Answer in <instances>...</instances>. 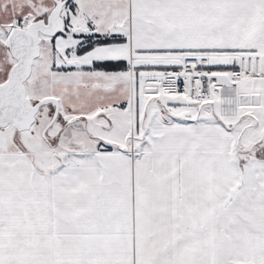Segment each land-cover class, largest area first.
Returning <instances> with one entry per match:
<instances>
[{
	"label": "snow or ice",
	"instance_id": "obj_1",
	"mask_svg": "<svg viewBox=\"0 0 264 264\" xmlns=\"http://www.w3.org/2000/svg\"><path fill=\"white\" fill-rule=\"evenodd\" d=\"M0 264H264V0H0Z\"/></svg>",
	"mask_w": 264,
	"mask_h": 264
}]
</instances>
